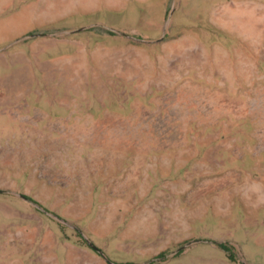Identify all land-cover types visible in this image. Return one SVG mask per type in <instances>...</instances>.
Wrapping results in <instances>:
<instances>
[{
    "label": "rangeland",
    "instance_id": "rangeland-1",
    "mask_svg": "<svg viewBox=\"0 0 264 264\" xmlns=\"http://www.w3.org/2000/svg\"><path fill=\"white\" fill-rule=\"evenodd\" d=\"M0 190V264H264V0H0Z\"/></svg>",
    "mask_w": 264,
    "mask_h": 264
},
{
    "label": "water",
    "instance_id": "water-1",
    "mask_svg": "<svg viewBox=\"0 0 264 264\" xmlns=\"http://www.w3.org/2000/svg\"><path fill=\"white\" fill-rule=\"evenodd\" d=\"M171 12L173 13V12H174V9H173ZM172 13H171V15H172ZM170 18H171V16H170ZM0 194H11V195H14V196H16V197H18V198H20V199H22V200H24V201H26V202L32 204V205H35V204L33 203V201H31L27 196L22 195V194H19V193H15V192H11V191H3V190H0ZM57 218H58V217H57ZM58 219H59V220H62V219H60V218H58ZM87 242H88V244L90 245V247H92L95 251H97V252L100 253L101 255H104L103 251L100 250L98 247H96V246H95L90 240L87 239ZM184 248H185V246L179 248L177 251L173 252V253L171 254V256H172V255H176V254H178V253H179L180 251H182ZM108 261H109V260H108ZM109 262H110V261H109ZM146 264H148V263H146ZM244 264H246V263H244Z\"/></svg>",
    "mask_w": 264,
    "mask_h": 264
},
{
    "label": "trees",
    "instance_id": "trees-1",
    "mask_svg": "<svg viewBox=\"0 0 264 264\" xmlns=\"http://www.w3.org/2000/svg\"><path fill=\"white\" fill-rule=\"evenodd\" d=\"M221 248H223L224 250H226V251H229V248L226 246V245H222V244H220L219 245ZM230 257H232V256H230ZM232 259V258H231Z\"/></svg>",
    "mask_w": 264,
    "mask_h": 264
}]
</instances>
